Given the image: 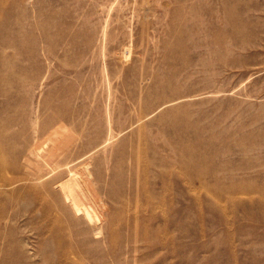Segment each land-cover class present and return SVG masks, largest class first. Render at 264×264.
<instances>
[{
  "label": "rangeland",
  "instance_id": "obj_1",
  "mask_svg": "<svg viewBox=\"0 0 264 264\" xmlns=\"http://www.w3.org/2000/svg\"><path fill=\"white\" fill-rule=\"evenodd\" d=\"M0 27V264H264V0H0ZM60 129L102 236L23 163Z\"/></svg>",
  "mask_w": 264,
  "mask_h": 264
},
{
  "label": "bare ground",
  "instance_id": "obj_2",
  "mask_svg": "<svg viewBox=\"0 0 264 264\" xmlns=\"http://www.w3.org/2000/svg\"><path fill=\"white\" fill-rule=\"evenodd\" d=\"M109 13V12H108ZM0 27V32H1ZM128 48V47H127ZM131 48V47H130ZM125 50V47H124ZM117 54V53H116ZM128 56V55H127ZM127 60V58H126ZM128 61V60H127ZM65 130L54 131L45 142V145H40L37 148H30L28 152L24 155V164L27 167L34 166L32 156H35L46 163L48 160L54 162L51 167V172L53 175L49 178L51 179L52 186L57 185V189L66 203H68V208L72 216L83 220L84 223L89 225L95 235L102 236L104 234V220H105V210L107 208V203L102 198L96 189V181L94 171L91 169V163L89 161L82 162L75 166H71L70 163H59L56 159L57 155L61 153L63 148L56 150L55 141L58 139L60 134H63ZM4 152L0 147V175H5L8 171V164L4 158ZM11 167L16 170V166ZM67 172L66 179H58L57 177L63 171ZM200 170V171H199ZM200 180L207 177L208 171L206 169H200ZM38 172L31 170V175L35 176L37 179H42L44 175H38ZM189 189H198V185L188 184Z\"/></svg>",
  "mask_w": 264,
  "mask_h": 264
}]
</instances>
